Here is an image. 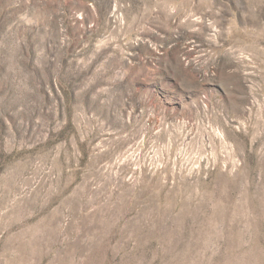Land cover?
Listing matches in <instances>:
<instances>
[{
    "label": "rangeland",
    "instance_id": "obj_1",
    "mask_svg": "<svg viewBox=\"0 0 264 264\" xmlns=\"http://www.w3.org/2000/svg\"><path fill=\"white\" fill-rule=\"evenodd\" d=\"M0 264H264V0H0Z\"/></svg>",
    "mask_w": 264,
    "mask_h": 264
}]
</instances>
